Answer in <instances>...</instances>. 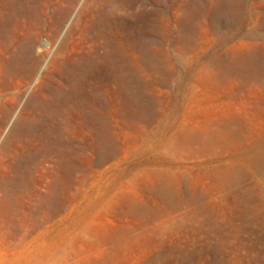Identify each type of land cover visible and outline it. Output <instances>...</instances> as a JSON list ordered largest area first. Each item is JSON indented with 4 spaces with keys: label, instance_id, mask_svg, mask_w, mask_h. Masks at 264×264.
Listing matches in <instances>:
<instances>
[{
    "label": "rangeland",
    "instance_id": "1",
    "mask_svg": "<svg viewBox=\"0 0 264 264\" xmlns=\"http://www.w3.org/2000/svg\"><path fill=\"white\" fill-rule=\"evenodd\" d=\"M88 2L0 85V264H264V0H179L175 21L163 3L159 39L117 52L129 72L101 90L94 150L44 108L55 57L89 51Z\"/></svg>",
    "mask_w": 264,
    "mask_h": 264
},
{
    "label": "bare ground",
    "instance_id": "2",
    "mask_svg": "<svg viewBox=\"0 0 264 264\" xmlns=\"http://www.w3.org/2000/svg\"><path fill=\"white\" fill-rule=\"evenodd\" d=\"M75 1L0 0V85L31 74L38 58L32 52V37L43 32L50 33V36L58 33L64 17L69 16L66 17L67 13H70L68 21L71 19L74 10L72 14L69 10L75 9ZM163 3L169 6V19L175 21L179 0H89L81 12L79 23L74 24L85 41L83 43L89 44V51L85 50L88 53L66 57L64 61L58 58L59 55L54 59L57 84L54 89H50L53 90V101L44 107L45 113L50 119L67 114L76 115L82 124L89 127L90 150L97 148L94 106L100 100L101 90L111 98L115 95L113 86L126 81V64L122 58L123 61L117 59V52H145L150 36L159 39ZM249 37L259 36L251 33ZM47 45L48 41L43 40L39 47L47 48ZM100 47L103 48L102 54L98 53ZM45 60L39 64L35 76L40 73ZM27 133L32 136V133Z\"/></svg>",
    "mask_w": 264,
    "mask_h": 264
}]
</instances>
